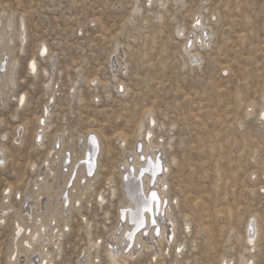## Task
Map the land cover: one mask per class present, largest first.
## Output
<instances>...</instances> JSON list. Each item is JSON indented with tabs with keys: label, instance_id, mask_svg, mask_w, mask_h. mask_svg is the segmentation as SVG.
I'll use <instances>...</instances> for the list:
<instances>
[{
	"label": "rangeland",
	"instance_id": "374dc122",
	"mask_svg": "<svg viewBox=\"0 0 264 264\" xmlns=\"http://www.w3.org/2000/svg\"><path fill=\"white\" fill-rule=\"evenodd\" d=\"M10 16L17 79L0 100V203L10 206L0 222V264L8 263L14 221L26 227L27 209L37 199L42 206L39 193L51 199L71 187L63 182L70 166L59 159L52 179L35 185L45 159L61 155L48 152L55 137L78 157L88 130L101 144L90 187L72 205L59 249L36 241L35 260L40 243L51 264H79L84 253V264H111L105 250L123 201L119 169L126 156L133 163L150 130L168 165L175 234L124 264H264V0H0L1 23ZM199 21L209 43L191 47L201 56L195 62L182 46L200 32ZM43 113L39 147L33 135ZM55 218L50 224L61 230L65 220ZM19 249V261L32 256Z\"/></svg>",
	"mask_w": 264,
	"mask_h": 264
},
{
	"label": "bare ground",
	"instance_id": "6f19581e",
	"mask_svg": "<svg viewBox=\"0 0 264 264\" xmlns=\"http://www.w3.org/2000/svg\"><path fill=\"white\" fill-rule=\"evenodd\" d=\"M153 2L155 4V2H162V0H144V3L145 4L147 3L148 5H150ZM6 18H5L6 24L4 23L5 25L1 23L0 20V24H3L6 27L5 29H2V31L0 30V100L2 102L5 101L7 91H8L7 96L10 95L9 90L16 85V79H17L15 78V74H16L15 68H16L17 60L11 57L12 52L15 49L14 47L15 34L13 35V31H14L13 18L11 16L8 17L7 19ZM23 23L24 22H22L21 20L19 25V28L22 29L21 31L15 30L16 32H18L17 36H19L21 43L23 42L25 38L24 34L26 33L24 31ZM4 26H2V28H4ZM193 27L195 29H200V32L198 34L195 33L193 38L189 39L188 36V38H186L185 42L183 43L184 45L182 47L185 46L184 47L185 52L190 56L189 59L191 61L198 62L195 56L197 57L198 56L201 57V56L198 52H191L192 51L191 47L195 45L197 42L200 45L208 44L209 36H204V35L202 36V32H204L205 30L203 24L200 21L198 23H195ZM177 32L178 34H180L181 30L179 29ZM188 41L189 44L187 45ZM20 46H22V44ZM20 49L23 48L21 47ZM33 64H35V61L31 60L29 62V68H28L30 69L31 72H33L32 71ZM36 64L35 66H37ZM21 96L24 97V101H25V93H21L17 99L18 100L17 102H19V104H21L20 101ZM47 112L49 113V111L47 110L44 111V113ZM44 113L39 118L38 127L40 129L36 130V132L33 135L34 140H36V144L39 147H41L43 144V138L45 134L44 129L46 128L45 120L42 119L44 117ZM22 129L23 131H25L23 126ZM90 133H93V131L88 130L82 137L80 142L81 154L78 157H75L73 155V152L70 148L69 150L62 148L61 138L57 136L55 137L56 140L54 141L53 146L48 152L53 153V151H56V153L60 152L61 155L52 158L47 157L45 159L46 164L44 171L42 173V177L40 180L37 179L35 180V185L39 188V186L41 185L40 182L44 181L45 179L47 180L52 179V175L55 169L54 168L55 164H57L58 162L57 160L59 159L60 165L63 163L61 167L66 166L68 168L70 166V171L67 172L68 178L65 179L66 172L65 174L62 171L60 172V181L65 179L63 182L64 185L66 184V189L69 186L71 187L68 189V191H65L64 190L65 187H63L61 192L62 195L59 194V196H57L56 194L52 196L51 199H50V195L45 194L44 190H42L37 196V198L39 196H43L44 201L42 203V206L38 207L39 200L37 199V202L33 201L34 202V205H32L33 207L31 206L27 209L26 213L28 215V220L30 221V224H28L26 227H23V225L20 224L17 220L14 221L12 243H11L10 252L8 254L7 264H51L52 263L50 252H48V250H44V247H46V245H42L40 243H42L43 241L47 243H52L56 248L59 249L62 241L61 237L64 234L63 228L65 229L67 227V220L70 217L72 205L74 207L75 204H79L81 201V195L86 193V191L90 187L89 186L90 181L88 178L93 175L97 167L98 154L100 152V147H101L98 137L95 134H90ZM148 133L150 134L149 136L144 134L143 144L141 145L140 143L135 144L132 151L133 163H130L131 161L129 162L130 160L129 156H126L124 159V165H125L124 168L119 169L120 190L123 196V201L118 206L119 210L117 213V225H116L117 227H115L116 229L114 230L112 236H110L112 240L106 243L107 245L110 244V247H108L107 251L105 250L106 255L110 259L111 264H119V262H122L121 260H123L122 264H124V261L133 258L136 254H140L141 250L147 249L149 251V249L151 250V248L153 247L155 248V245L160 243L161 241L165 240L166 242H169L174 238L175 221H173L172 217L170 216L172 201H169L170 199L169 200L166 199L167 191L165 184H166V168L168 167V165L164 162L162 156H160V152L158 151V145L157 147L153 146L154 144H152L151 142L150 130H148ZM15 140H19V138L17 137L15 138ZM55 144L60 149L58 148L56 149ZM2 148L4 149V147ZM2 152L3 151H0V161H3V163L0 165H3L5 163V155ZM126 176L129 178L125 179ZM73 190L77 191L76 193L78 194L77 197L71 196V192ZM111 193L114 194L113 188ZM152 193H155L158 199V205L154 206V210H156L157 212V214L154 217L156 220V225L153 226L151 224V220L153 219V217L146 214L144 228L138 229L136 224L133 223V221L137 219V215H136L137 209L142 208V202L145 198L151 201ZM99 196H100V201H102L104 197L102 195ZM167 201L169 202L167 203ZM9 210H10V206H8L7 201H2L0 203V222L2 223L4 222L6 213L9 212ZM15 213L18 214L19 211L16 210ZM56 214H60L62 218L65 220V222L62 224L61 230H56L55 226L50 224V222L55 221ZM249 226H251L252 228L251 231L249 229ZM129 233L132 234L131 238H129L128 235ZM146 235L147 237H144ZM255 238H256V231L254 230L253 223L250 222L248 224V230H247L248 244L253 245ZM36 241L39 242L41 241L39 243L40 250L37 254L38 260H35L34 258L36 257H34L33 255L34 253L33 247ZM114 244H117L118 246ZM129 245H131V247H129ZM20 247L26 249L32 255L28 260L24 259L22 261H19L18 253H21V250L19 249ZM95 247H97L96 244ZM89 260H90L89 257L84 253V256L82 257V260L79 262V264H84ZM170 264H178V263L171 262ZM222 264H230V263L228 260H224Z\"/></svg>",
	"mask_w": 264,
	"mask_h": 264
},
{
	"label": "snow or ice",
	"instance_id": "6c2138e0",
	"mask_svg": "<svg viewBox=\"0 0 264 264\" xmlns=\"http://www.w3.org/2000/svg\"><path fill=\"white\" fill-rule=\"evenodd\" d=\"M32 71L35 72L36 71V66L35 64L32 65ZM20 101L21 103L24 102V97L21 96L20 97ZM39 139V137H38ZM3 161H0V164H2ZM142 174V172H141ZM129 177H125V179H128ZM155 205H158V199L156 197V194L155 193H152L151 195V201H149L148 199H144L143 202H142V208H139L137 209V212H136V215H137V219H135L133 221L134 224H136L137 228L140 229V228H144L145 226V215H150L153 217V219L151 220V224L153 226L156 225V220H155V215L157 214L156 210H154V206ZM158 234V232H157ZM129 235V238H131V233L128 234ZM129 247H131V245H129Z\"/></svg>",
	"mask_w": 264,
	"mask_h": 264
},
{
	"label": "built area",
	"instance_id": "2783aa9c",
	"mask_svg": "<svg viewBox=\"0 0 264 264\" xmlns=\"http://www.w3.org/2000/svg\"><path fill=\"white\" fill-rule=\"evenodd\" d=\"M57 147V146H56ZM250 231L252 230L251 226H249Z\"/></svg>",
	"mask_w": 264,
	"mask_h": 264
}]
</instances>
